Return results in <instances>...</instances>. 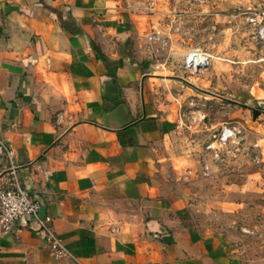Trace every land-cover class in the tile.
Listing matches in <instances>:
<instances>
[{
	"label": "crops",
	"instance_id": "1",
	"mask_svg": "<svg viewBox=\"0 0 264 264\" xmlns=\"http://www.w3.org/2000/svg\"><path fill=\"white\" fill-rule=\"evenodd\" d=\"M163 1L0 0V174L6 146L64 249L24 218L0 264H248L188 199L175 123L206 80L165 64Z\"/></svg>",
	"mask_w": 264,
	"mask_h": 264
},
{
	"label": "rangeland",
	"instance_id": "2",
	"mask_svg": "<svg viewBox=\"0 0 264 264\" xmlns=\"http://www.w3.org/2000/svg\"><path fill=\"white\" fill-rule=\"evenodd\" d=\"M161 4L165 64L206 80L202 97H192L175 123L186 149L206 162L185 181L194 217L240 239L248 264H264V101L252 97L264 90V0ZM171 35L176 44L167 50ZM194 53L208 59L199 72L186 66ZM228 125L238 129L236 143L218 145L216 158L207 146Z\"/></svg>",
	"mask_w": 264,
	"mask_h": 264
},
{
	"label": "built area",
	"instance_id": "3",
	"mask_svg": "<svg viewBox=\"0 0 264 264\" xmlns=\"http://www.w3.org/2000/svg\"><path fill=\"white\" fill-rule=\"evenodd\" d=\"M201 54H192L187 61V69L199 72L197 63ZM205 68V67H203ZM238 137V129L235 125H228L220 132L215 133L207 149L214 152V157L219 156L216 148L218 145H234ZM9 156V166L0 174V234L8 235L16 227L17 223L29 218L37 222L40 230L47 235L52 244L53 255L56 257L64 254L61 241L51 229L52 218L42 214V205L31 193L22 186L19 179V167L14 162L12 152L2 146Z\"/></svg>",
	"mask_w": 264,
	"mask_h": 264
},
{
	"label": "bare ground",
	"instance_id": "4",
	"mask_svg": "<svg viewBox=\"0 0 264 264\" xmlns=\"http://www.w3.org/2000/svg\"><path fill=\"white\" fill-rule=\"evenodd\" d=\"M201 59L203 60V62L201 61L200 63H197L198 68H203L206 67L209 63H208V59L206 57H204L203 55H201Z\"/></svg>",
	"mask_w": 264,
	"mask_h": 264
}]
</instances>
